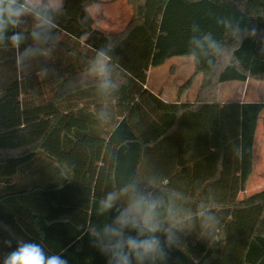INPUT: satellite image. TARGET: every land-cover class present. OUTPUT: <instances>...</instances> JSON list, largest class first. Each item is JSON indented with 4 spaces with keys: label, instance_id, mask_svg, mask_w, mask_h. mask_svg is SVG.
<instances>
[{
    "label": "trees",
    "instance_id": "1",
    "mask_svg": "<svg viewBox=\"0 0 264 264\" xmlns=\"http://www.w3.org/2000/svg\"><path fill=\"white\" fill-rule=\"evenodd\" d=\"M126 2L118 33L94 30L88 8L101 0H64L40 8L50 25L26 15L0 41V63L28 49L54 82L48 97L29 80L0 86V264L29 243L67 264H117L105 228L137 200L155 204L159 230L129 224L123 236L152 235L165 254L143 264H264V191L237 200L264 103L217 102L220 84L264 80V0ZM49 52L64 56L41 64ZM184 56L193 73L174 102L144 88L149 68ZM196 76L195 100L180 102Z\"/></svg>",
    "mask_w": 264,
    "mask_h": 264
},
{
    "label": "clouds",
    "instance_id": "2",
    "mask_svg": "<svg viewBox=\"0 0 264 264\" xmlns=\"http://www.w3.org/2000/svg\"><path fill=\"white\" fill-rule=\"evenodd\" d=\"M26 15H33L39 21L37 27L51 24L50 18L38 7V0H0V41L4 39L7 29L18 27L21 18ZM32 35L34 39L39 38L38 32H33ZM10 39L13 45L18 48L23 36L21 33L15 32ZM28 52L29 50L26 49L24 55H27ZM116 199L115 193H109L100 202L101 211L111 209ZM154 208L155 204H145L142 200L133 201L118 217L116 223L120 226L119 229L105 228L110 239H116L115 244H109L108 250L112 251L117 264H131L130 257H134L138 264H143L146 257L155 254H159L161 258L165 257L160 241L156 237L148 235L145 239H138L132 236L124 237L122 233L124 226L131 224L135 228L137 223L141 225L138 235L158 231L159 225L153 220L152 210ZM125 248H127V252L124 251ZM4 264H67V261L58 255L46 256L38 244L29 243L20 245L16 251L8 255Z\"/></svg>",
    "mask_w": 264,
    "mask_h": 264
},
{
    "label": "rangeland",
    "instance_id": "3",
    "mask_svg": "<svg viewBox=\"0 0 264 264\" xmlns=\"http://www.w3.org/2000/svg\"><path fill=\"white\" fill-rule=\"evenodd\" d=\"M126 0H101L100 8H98L97 12V22L100 23V27L102 29H109L107 24L101 19V11L105 13L107 11V16H115L117 11V6H119L120 2ZM127 4V2H126ZM128 5V4H127ZM91 7V6H90ZM89 7V8H90ZM130 8V6H128ZM88 8V9H89ZM131 9V8H130ZM93 10V8L89 11ZM106 10V11H105ZM88 11V12H89ZM132 15V12H131ZM107 19V18H106ZM102 22V23H101ZM104 22V23H103ZM109 22V21H107ZM36 23L33 22L30 27H34ZM126 23H117L111 26V29L122 30ZM119 25H123L122 28ZM127 25V24H126ZM121 28V29H119ZM114 32V31H112ZM119 32V31H118ZM40 42H35L32 45H39ZM26 50V49H25ZM16 49H13L9 52V56L11 57L9 64L0 63V86L7 84L12 79H18L22 85H25V81L29 80L32 84H39L41 87V92L45 97H48L47 94H52L53 92V80L51 81L48 77H43L41 73H38L39 63L35 54L32 51H29L27 55L21 54ZM7 52H0V57L6 56ZM59 55L64 56L63 53H59L56 55H52L51 52L48 54H43L40 60V63L43 65H49V61L46 57H59ZM8 56V57H9ZM19 57V58H18ZM22 59V63H21ZM20 63V64H19ZM51 69H53V64L51 65ZM192 62L190 57H172L167 62H165L162 66L156 69H150L147 76V87L152 91L161 94L164 96V99L169 102H173L176 99L177 89L192 75ZM50 71V70H49ZM25 77V78H24ZM24 78V79H23ZM201 80V76H196L192 80V84L190 85V92L188 95L194 93L197 90L198 84ZM49 82V83H48ZM258 82V84H257ZM262 82V83H259ZM187 91V90H186ZM26 93V92H24ZM242 93L244 94L242 97ZM217 94L222 101L225 100H250V99H259L261 101L264 100V80H249L247 84H240L237 82H230V84L219 85ZM16 182H23V179H14Z\"/></svg>",
    "mask_w": 264,
    "mask_h": 264
},
{
    "label": "crops",
    "instance_id": "4",
    "mask_svg": "<svg viewBox=\"0 0 264 264\" xmlns=\"http://www.w3.org/2000/svg\"><path fill=\"white\" fill-rule=\"evenodd\" d=\"M64 0H38V7L41 9H57L60 8L63 5ZM120 5L117 6V11L115 13V16H107V11L105 13H103V11H101V19L106 23L107 28L109 29H102V27H100V23L97 22V12H98V8H100V5H93L90 8L93 10L89 11L90 8L88 9L89 14L92 17L93 20V28L94 30L100 31L102 33H107V34H112V33H118V31L120 32V30L117 29H111V26L117 25V23H128L130 18H131V9L128 7V5L126 4L125 1H122L119 3ZM107 18V19H106ZM109 21V22H107ZM103 22V23H104ZM102 23V22H101ZM126 24L124 25V27L126 26ZM123 25H119V27L122 28ZM123 27V29H124ZM119 28V29H121ZM122 29V30H123ZM121 30V31H122ZM114 31V32H112ZM191 62H192V58L190 57ZM168 61V60H167ZM166 61V62H167ZM162 66V65H161ZM192 66H193V62H192ZM160 67V66H158ZM158 67L155 68H149V70L147 71V76L148 73L150 71V69H156ZM192 73H193V69H192ZM249 81V80H248ZM244 83H240V84H247V82ZM201 80L199 82V86H200ZM262 83V82H259ZM226 84H230V82L227 83H223L220 85H226ZM258 84V82H257ZM199 86L197 88L196 91H194V93L188 95V92H190V88L185 91L182 96L180 97V102H193L195 100V96L196 93L199 89ZM144 88H146L148 91H150L152 94H154L155 96H157L160 100H162L163 102H167L169 103L168 100L164 99V96H162L161 94H159L160 91H158V93L152 91L150 88L147 87V77H146V82L144 85ZM244 94L242 93L241 97ZM176 100V99H175ZM174 100V101H175ZM173 101V102H174ZM217 102L220 104L223 103H228V102H237V103H242V102H262L264 103V100H257V99H250V100H243L242 98L239 100H225L222 101L219 98V95L217 94ZM264 191V109L262 110L261 114H260V119L257 122V126H256V130H255V135H254V139H253V145H252V171L251 174L249 176V179L247 180L245 187L243 189V191L239 192L237 195V200H243L245 198H248L258 192Z\"/></svg>",
    "mask_w": 264,
    "mask_h": 264
}]
</instances>
